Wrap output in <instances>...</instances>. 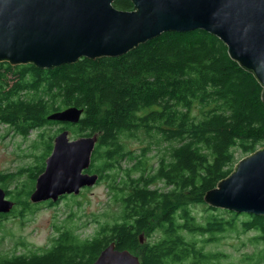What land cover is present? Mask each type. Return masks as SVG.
Segmentation results:
<instances>
[{
  "label": "trees",
  "instance_id": "trees-1",
  "mask_svg": "<svg viewBox=\"0 0 264 264\" xmlns=\"http://www.w3.org/2000/svg\"><path fill=\"white\" fill-rule=\"evenodd\" d=\"M113 6L133 9L131 0ZM262 90L225 44L202 30L163 33L122 56L81 58L52 70L0 63V125L24 139L36 133L35 163L0 173V188L14 202L0 214V264H94L110 244L139 264H264V217L203 200L241 158L264 147ZM69 107L82 109L78 124L47 120ZM62 130L97 137L87 172L106 184L117 210L90 236L77 233L71 213L52 225L49 245L33 249L14 242L6 222L23 225L42 208L29 197ZM77 198L45 204L77 205ZM246 234L240 245L250 250L238 257L209 248Z\"/></svg>",
  "mask_w": 264,
  "mask_h": 264
},
{
  "label": "water",
  "instance_id": "water-1",
  "mask_svg": "<svg viewBox=\"0 0 264 264\" xmlns=\"http://www.w3.org/2000/svg\"><path fill=\"white\" fill-rule=\"evenodd\" d=\"M116 0H0V63L52 70L81 58L122 56L163 33L202 30L221 40L230 59L253 75L264 103V0H131L121 11ZM82 109L48 116L78 124ZM54 137L51 154L36 178L32 204L57 203L97 184L89 174L97 137ZM209 207L264 217V147L238 161L233 171L204 196ZM14 202L0 188V214ZM143 242V237L140 239ZM94 264H139L129 251L104 249Z\"/></svg>",
  "mask_w": 264,
  "mask_h": 264
},
{
  "label": "rangeland",
  "instance_id": "rangeland-1",
  "mask_svg": "<svg viewBox=\"0 0 264 264\" xmlns=\"http://www.w3.org/2000/svg\"><path fill=\"white\" fill-rule=\"evenodd\" d=\"M57 126L52 130H57ZM36 133H31L27 139L18 137L7 127L0 125V173H16L20 168L26 167L29 164H34L35 160L30 156L31 142L35 139ZM71 140H75L71 135H68ZM80 138V137H78ZM130 149L138 153L139 145L132 144ZM156 153V149L152 154ZM38 154V153H37ZM245 158V157H243ZM241 158V159H243ZM130 163H125L124 167H130ZM21 181L26 180V175H20ZM14 183L10 185L13 189ZM77 205L61 201L55 207L41 205L33 216L20 225L18 220H10L6 222V231L9 236H13L14 242L22 240L27 243L30 248L38 249L49 245V239L53 236V224L59 225L71 213H74L73 223L77 226V233L81 236H90L97 228L98 222L105 221V215L115 212L116 205L111 194L109 195L106 184L99 183L91 188L82 189L77 195ZM251 234L241 235L237 240L226 239L220 242L217 246H210L218 251H223L233 257H238L239 254L250 250L249 247H242L240 242L246 240ZM11 237L7 238L9 241ZM13 242L7 244V248L12 247ZM238 247V250H236Z\"/></svg>",
  "mask_w": 264,
  "mask_h": 264
},
{
  "label": "flooded vegetation",
  "instance_id": "flooded-vegetation-1",
  "mask_svg": "<svg viewBox=\"0 0 264 264\" xmlns=\"http://www.w3.org/2000/svg\"><path fill=\"white\" fill-rule=\"evenodd\" d=\"M46 204H49V203H46ZM46 204L45 205L43 204V205L46 206Z\"/></svg>",
  "mask_w": 264,
  "mask_h": 264
}]
</instances>
